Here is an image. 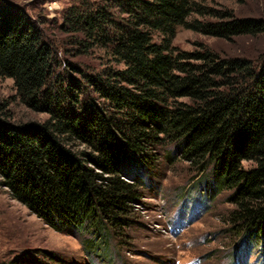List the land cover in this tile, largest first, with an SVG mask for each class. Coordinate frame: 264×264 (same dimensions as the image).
Returning a JSON list of instances; mask_svg holds the SVG:
<instances>
[{"label":"trees","instance_id":"1","mask_svg":"<svg viewBox=\"0 0 264 264\" xmlns=\"http://www.w3.org/2000/svg\"><path fill=\"white\" fill-rule=\"evenodd\" d=\"M43 24L0 0V77L48 114L13 122L0 104V185L13 198L57 231L121 235L158 148L174 144L171 161L181 154L203 173L212 167L215 187L232 190V233L264 243V54L173 46L179 26L230 39L264 34V20L199 0H74L57 29L78 61L63 62ZM96 48L113 64L93 74L80 58Z\"/></svg>","mask_w":264,"mask_h":264},{"label":"rangeland","instance_id":"2","mask_svg":"<svg viewBox=\"0 0 264 264\" xmlns=\"http://www.w3.org/2000/svg\"><path fill=\"white\" fill-rule=\"evenodd\" d=\"M8 1L23 6L35 20L46 21L43 25L59 39L62 62L78 61L65 50L67 40L62 43L64 35L57 29L63 11L74 0ZM199 1L232 10L238 18L264 20V0ZM155 41H161L160 33L155 34ZM173 46L255 60L264 54V34L226 39L179 26ZM80 59L82 69L93 74L113 64L99 48ZM3 103L13 122L48 118L47 113L34 111L20 100L12 78L0 77ZM172 150L176 151L174 144L158 148L151 169L144 173V196L132 205L123 234L109 238L91 229L57 231L0 185V264L26 257L46 264H264V243L249 244L230 230L229 215L235 208L228 200L232 190L215 187L212 167L203 173L181 154L171 161L167 155ZM243 166L249 169L254 163L243 161Z\"/></svg>","mask_w":264,"mask_h":264}]
</instances>
